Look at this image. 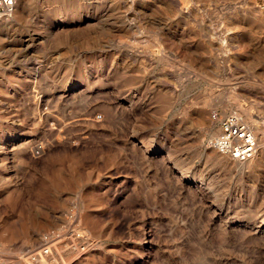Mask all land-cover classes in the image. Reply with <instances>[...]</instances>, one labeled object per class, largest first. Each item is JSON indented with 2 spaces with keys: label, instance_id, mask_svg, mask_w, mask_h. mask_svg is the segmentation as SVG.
Here are the masks:
<instances>
[{
  "label": "rangeland",
  "instance_id": "374dc122",
  "mask_svg": "<svg viewBox=\"0 0 264 264\" xmlns=\"http://www.w3.org/2000/svg\"><path fill=\"white\" fill-rule=\"evenodd\" d=\"M10 18L0 264H264L255 0H20ZM233 112L259 143L243 164L207 144Z\"/></svg>",
  "mask_w": 264,
  "mask_h": 264
},
{
  "label": "built area",
  "instance_id": "2783aa9c",
  "mask_svg": "<svg viewBox=\"0 0 264 264\" xmlns=\"http://www.w3.org/2000/svg\"><path fill=\"white\" fill-rule=\"evenodd\" d=\"M16 0H0V15H10L15 11ZM256 7L264 9V0H255ZM220 133L208 141V145L219 153L237 161L252 159L259 149L253 127L237 112L218 119Z\"/></svg>",
  "mask_w": 264,
  "mask_h": 264
},
{
  "label": "bare ground",
  "instance_id": "6f19581e",
  "mask_svg": "<svg viewBox=\"0 0 264 264\" xmlns=\"http://www.w3.org/2000/svg\"><path fill=\"white\" fill-rule=\"evenodd\" d=\"M145 1V0H144ZM148 1V0H147ZM154 1H156V0H154ZM161 1H166V2H175L176 0H161ZM16 8H15V10L17 9V11H18V9L20 8V0H16ZM122 2V1H121ZM124 2V1H123ZM153 2V1H152ZM25 3V2H24ZM131 3V2H130ZM119 4V3H118ZM164 4V3H163ZM23 6V5H22ZM130 6V5H129ZM252 10V9H251ZM250 10V11H251ZM255 10V9H254ZM15 12V11H14ZM13 12V13H14ZM13 13L12 14H10V15H5V16H1V18H4V19H1L0 18V27H2L3 29H5V28H7V26H8V24L10 23V21H11V18H10V16L11 15H13ZM253 13V12H252ZM16 15V14H15ZM247 17V16H246ZM14 20H16V19H14ZM263 85V84H262ZM259 87V86H258ZM257 90V89H256ZM264 95V94H263ZM250 112V111H249ZM253 116V115H252ZM205 118V117H204ZM204 118L202 117V120H204ZM205 120H206V118H205ZM253 121V120H252ZM207 122V121H206ZM256 129H258V130H260L261 131V133L264 135V128L261 126V125H257L256 126ZM220 133V132H219ZM257 133V132H256ZM256 135V134H255ZM217 136V135H216ZM216 136H213V137H216ZM8 140V139H7ZM7 143V142H6ZM7 147V146H6ZM9 148V147H8ZM213 149V148H212ZM263 149V148H262ZM6 152V151H5ZM257 154V153H256ZM8 157V156H7ZM257 157H258V155H257ZM8 160V159H7ZM260 160L261 161H263L264 160V149L261 151V155H260ZM253 161V160H252ZM7 162V161H6ZM242 164L244 163V162H242V161H240ZM257 163V162H256ZM255 163V164H256ZM260 164V163H259ZM261 165V164H260ZM245 166V165H244ZM260 167V166H259ZM262 167V166H261ZM243 168V167H242ZM257 168V167H256ZM253 169V168H252ZM247 170V169H246ZM40 254H42V255H45V256H49L51 253L49 252V251H46L45 252V250L42 248L41 250H40ZM39 254V255H40ZM42 264H47L48 263V259L47 258H44V259H42V260H39ZM38 262V261H37ZM36 264V263H35ZM40 264V263H39ZM49 264H60L58 261H56V260H51L50 261V263Z\"/></svg>",
  "mask_w": 264,
  "mask_h": 264
}]
</instances>
